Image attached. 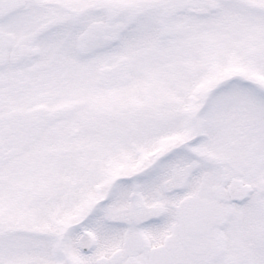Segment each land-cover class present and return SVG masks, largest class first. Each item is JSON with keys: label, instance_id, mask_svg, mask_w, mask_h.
<instances>
[{"label": "snow or ice", "instance_id": "6c2138e0", "mask_svg": "<svg viewBox=\"0 0 264 264\" xmlns=\"http://www.w3.org/2000/svg\"><path fill=\"white\" fill-rule=\"evenodd\" d=\"M0 264H264V0H0Z\"/></svg>", "mask_w": 264, "mask_h": 264}]
</instances>
